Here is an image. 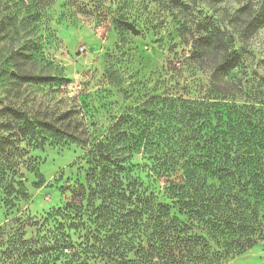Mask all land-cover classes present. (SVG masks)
Segmentation results:
<instances>
[{"label": "trees", "instance_id": "1", "mask_svg": "<svg viewBox=\"0 0 264 264\" xmlns=\"http://www.w3.org/2000/svg\"><path fill=\"white\" fill-rule=\"evenodd\" d=\"M252 13L250 32L264 23V2ZM6 24L0 18V33ZM183 42L188 55L173 63L206 73L202 91L191 92L193 80L180 88L172 82L124 108L104 130L74 110L33 114L0 88L5 196H27L26 172L34 187L44 184L29 149L48 139L84 149L83 180L43 217L1 239L6 247H22L31 264L38 254L50 264H225L264 239L263 92L247 97L244 81H234L240 52L217 19L187 27ZM23 62L3 59L0 76L52 80L23 70ZM33 225L36 236L25 238Z\"/></svg>", "mask_w": 264, "mask_h": 264}, {"label": "rangeland", "instance_id": "2", "mask_svg": "<svg viewBox=\"0 0 264 264\" xmlns=\"http://www.w3.org/2000/svg\"><path fill=\"white\" fill-rule=\"evenodd\" d=\"M263 2L0 0V18L7 22L0 33V64L5 58L17 57L24 61L23 70L52 79L42 84L21 83L2 74L0 88L7 86L10 96L33 114L46 111L50 116L74 110L81 121L104 130L124 108L172 82L180 88L193 80L191 92L202 91L206 73L191 63L180 66L173 61L188 55L189 46L183 42L187 27L217 19L240 52L232 72L234 81H244L247 97L259 90L264 96V23L252 32L249 25L252 12ZM83 154L84 149L68 139H48L29 149L45 182L34 187V177L26 172V197L0 192V264H31L33 258L22 247L10 249L1 239L22 231V221L43 217L65 198V188L83 180ZM24 232L25 238L34 237L36 226H26ZM35 258V264L51 262L43 261L40 254ZM224 261L264 264V239Z\"/></svg>", "mask_w": 264, "mask_h": 264}, {"label": "water", "instance_id": "3", "mask_svg": "<svg viewBox=\"0 0 264 264\" xmlns=\"http://www.w3.org/2000/svg\"><path fill=\"white\" fill-rule=\"evenodd\" d=\"M133 33H138V30L134 28V26L130 22H123Z\"/></svg>", "mask_w": 264, "mask_h": 264}]
</instances>
